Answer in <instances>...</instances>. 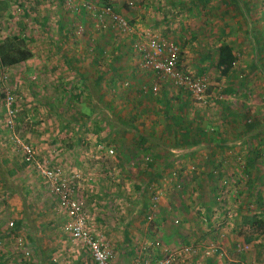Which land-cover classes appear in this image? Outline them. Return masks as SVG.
Here are the masks:
<instances>
[{"label":"rangeland","instance_id":"374dc122","mask_svg":"<svg viewBox=\"0 0 264 264\" xmlns=\"http://www.w3.org/2000/svg\"><path fill=\"white\" fill-rule=\"evenodd\" d=\"M262 31L264 0H0V45L32 52L0 57V264H264ZM138 33L203 92L143 67Z\"/></svg>","mask_w":264,"mask_h":264},{"label":"built area","instance_id":"2783aa9c","mask_svg":"<svg viewBox=\"0 0 264 264\" xmlns=\"http://www.w3.org/2000/svg\"><path fill=\"white\" fill-rule=\"evenodd\" d=\"M132 4V2H131ZM101 16L108 15L111 23H115L117 27H121L122 29L127 28L128 23L121 17L120 15L114 13L112 9L107 6L101 10ZM135 48L139 53L140 57H142V66L152 69L155 73L163 76H170L172 79L176 77L179 79L182 84H185L192 93L196 95H200L203 92L204 84L202 81H192L190 76L181 75L178 73L177 65L180 58V48L179 46L169 43L165 38L160 36H139L135 39ZM157 87H154L156 90ZM24 152L27 156V159L31 157L30 148L27 146L24 147ZM64 185L59 183L57 187V191L63 190ZM63 204L67 206L72 216L81 221L82 220V206L78 205V203L70 196L64 195L62 197ZM76 229L77 235H82L80 225H76L74 227ZM95 256L97 259L103 261L105 258L104 252L100 251L97 247H94Z\"/></svg>","mask_w":264,"mask_h":264},{"label":"trees","instance_id":"16d2710c","mask_svg":"<svg viewBox=\"0 0 264 264\" xmlns=\"http://www.w3.org/2000/svg\"><path fill=\"white\" fill-rule=\"evenodd\" d=\"M32 56V52L20 42H4L0 45L1 64L8 66L20 63ZM218 69L221 75L226 76L232 70L236 62V54L230 44H222L218 48ZM260 228L259 223H254Z\"/></svg>","mask_w":264,"mask_h":264},{"label":"crops","instance_id":"0c3cea01","mask_svg":"<svg viewBox=\"0 0 264 264\" xmlns=\"http://www.w3.org/2000/svg\"><path fill=\"white\" fill-rule=\"evenodd\" d=\"M258 1V0H257ZM264 31H262L261 33H263ZM261 33H260V35L258 36V40H259V42L261 43V46L262 45H264V34H263V36L261 35ZM139 34V36H142V34L141 33H138ZM225 34L227 35V34H230L229 32H227L226 30H225ZM138 36V37H139ZM137 37V38H138ZM136 38V39H137ZM224 38H225V36H224ZM232 40H234L233 38H232ZM243 41V38H238L237 39V41H231V42H236L237 43V46H238V48H243V50H244V44L243 43H241ZM222 44H230L227 40L224 42V41H220V43H219V45H218V47L220 46V45H222ZM231 45H233L232 43H231ZM189 47V46H188ZM188 50H190V47H189V49ZM233 51H234V49H233ZM241 52H243V51H241ZM214 54V57H215V61L217 62L218 61V50H216V54L215 53H213ZM187 57H190V59L189 60H195L196 62L199 60V61H201L202 62V60L204 59V60H206L205 59V57H201L200 59H197L196 57H194L191 53H187ZM264 59V58H263ZM186 63H187V65H189L188 67L190 68V69H192V67L190 66V63H188L187 62V58H186ZM230 72H232V71H230ZM229 72V73H230Z\"/></svg>","mask_w":264,"mask_h":264}]
</instances>
